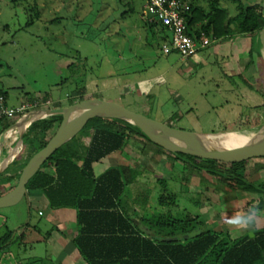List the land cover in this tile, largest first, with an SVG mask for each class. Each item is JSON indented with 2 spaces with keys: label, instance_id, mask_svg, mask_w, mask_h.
Instances as JSON below:
<instances>
[{
  "label": "rangeland",
  "instance_id": "obj_1",
  "mask_svg": "<svg viewBox=\"0 0 264 264\" xmlns=\"http://www.w3.org/2000/svg\"><path fill=\"white\" fill-rule=\"evenodd\" d=\"M38 1L0 0V80L6 78L11 79L13 84H21L24 93L46 91L51 101L44 97L42 100L36 98L41 101L42 107L65 106L85 98H103L185 130H233L222 135L224 138L256 137L260 132L264 122L262 106L252 103L245 105L243 98L235 95L231 81L222 79L215 55L210 54L217 49L216 43L198 52L199 61L193 58L181 60L175 52L163 54L161 46L166 40L162 37L161 26L157 24V29L148 26L150 15L143 9V0H132V11L123 17L120 12L126 9L124 3L118 0H92V9L89 5L87 7L88 16L83 18L82 24L73 21L76 25L70 20L67 24L66 21H55L45 25L36 17ZM212 1L204 0V6L209 9ZM192 2L200 5L202 0ZM239 2L244 5L259 4L264 14V0ZM219 3L227 8L229 14H235L236 3L233 0H219ZM78 17L82 18L83 15ZM67 25L69 28L63 33L62 40H66L68 51H77L83 59L80 65L67 72L69 75L55 71L59 52L66 50L61 47V32L56 37L55 31ZM79 56L75 57V61ZM80 72L84 74L78 76ZM69 76L85 77L86 82L90 78L94 80L88 82L83 91L71 93L69 84H61L60 81L62 77ZM139 78H142L139 81L150 83L140 88ZM147 91L148 94H145ZM175 165L181 167L177 160ZM198 166L207 170L204 165ZM226 169V164L216 166L219 172ZM174 174L173 179L163 185V188L175 194L167 192L175 199L170 204L158 203L160 194L153 191V186L159 188V181L151 174L143 175L139 178V184L130 186L135 194H139L136 201L139 203L136 205L139 213L153 222L159 218L173 221L187 215L193 216L176 200L184 186L178 178L181 172L175 170ZM206 178L213 185L212 177L206 175ZM142 196H146V199ZM225 200L226 196L222 202ZM23 207L24 202L14 208H0V236L8 229L13 233L15 227L11 222V213L19 210L22 216ZM226 216H233V211ZM28 218L30 223L36 219L46 223L45 216H38L35 208H30L23 220L26 222Z\"/></svg>",
  "mask_w": 264,
  "mask_h": 264
},
{
  "label": "trees",
  "instance_id": "obj_2",
  "mask_svg": "<svg viewBox=\"0 0 264 264\" xmlns=\"http://www.w3.org/2000/svg\"><path fill=\"white\" fill-rule=\"evenodd\" d=\"M118 2L126 5L120 16L132 11V0ZM233 2L236 3L237 11L233 17H229L228 10L220 5L219 0H213L209 9L193 6L190 17L186 19L189 33L199 38L200 32H203L212 39H219L229 35L232 24L239 33L247 35L264 27V14L259 4L244 5L239 0ZM148 26L157 29L155 22H150ZM160 31L166 32L162 26ZM82 60L79 56L69 65V69L73 70ZM80 74L84 73L80 72L78 76ZM78 76L73 80L77 83V90L83 91L86 79ZM59 122L60 118L53 117L35 123L34 129L37 131L28 139L35 152L46 144ZM86 129H90V141L83 152L64 151L66 143L43 163L28 181L27 188L42 190L53 208L71 207L76 210L77 230L73 244L87 264H264V227L253 237L243 235L233 238L228 232L207 226L204 220L196 216L187 215L173 221L159 218L154 222L142 217L136 206L139 204L136 203L139 194H135L130 188L135 182V176L128 174L127 168L123 166L108 167L95 175L93 164L121 150L132 136L141 138L144 143H149L158 150L166 151L122 121L94 118L87 122L78 135ZM77 136L71 141H75L79 137ZM254 138L255 136L233 137L248 142ZM75 153L79 157L77 160L73 158ZM174 155L185 157L195 165H204L221 183L231 186L235 183L249 189L245 183L246 171L253 159L223 163L184 154ZM255 159L264 161V158ZM217 164H226L225 172L216 170ZM159 183L164 185V181ZM142 197L146 199V196ZM171 197L165 191L158 197V203L170 204L175 200ZM263 210L264 203L260 202L256 211L260 214ZM143 227L156 236L149 237ZM197 229L203 231L184 241L160 240L161 237ZM10 238V231L0 236V248Z\"/></svg>",
  "mask_w": 264,
  "mask_h": 264
},
{
  "label": "crops",
  "instance_id": "obj_3",
  "mask_svg": "<svg viewBox=\"0 0 264 264\" xmlns=\"http://www.w3.org/2000/svg\"><path fill=\"white\" fill-rule=\"evenodd\" d=\"M80 1L84 2L80 4ZM192 4L207 9L204 6V0L200 5L193 2ZM88 5L92 9V0H39L37 6H35V9H37L36 17L45 25L55 21H66L67 24L68 20L72 23L75 21L82 24L83 18L88 16ZM78 15H83V17L80 18ZM228 15L229 17L234 16L229 14V11ZM68 28L67 25L55 31L57 33L56 37L61 32V47L66 49L59 52L56 59L57 69L55 71L58 74L66 72L69 75L67 73L70 70L69 65L75 62V57L78 56L77 51H68L66 40H62L64 38L63 33ZM230 28L229 35L219 39H211L210 44L203 49L208 48L212 43L217 44V49L210 54L215 55L217 60L215 63L218 65L222 79L231 81L235 95L242 97L245 105L250 106L251 103L261 105V114L264 115V90L262 89V86H264V63L260 59L256 63L253 62L250 35L239 33L233 24ZM167 36L166 32L162 33L164 40H167ZM203 49L198 50L186 59H180L193 58L199 61L198 52ZM205 62L208 61L205 60ZM73 79L69 76L62 77L60 80L62 81L61 84H69L71 93L77 90V83ZM140 79L142 78H139L138 81ZM10 80L6 78L0 80V95L4 96L7 105L14 106L20 102L31 101L36 98L42 100L43 97L51 101L47 97L46 91L33 90L31 93H24L21 84L16 82L13 84ZM91 80H94V78H90L88 82ZM257 89L261 92H258ZM20 116L11 120L0 119V135L4 131L12 133L5 138L0 153L1 156L5 155L16 142V134L13 133L10 126ZM36 122L25 129L21 151L6 171L0 175V195L15 186L21 168L35 153L34 147L29 145L28 139L37 131L34 129ZM89 134L90 129H86L75 141L68 142L69 144L64 146L63 150L72 153L74 151L76 153L83 152V148L89 144ZM76 153L73 158L77 160L79 157H76ZM2 158H0V161ZM175 160L181 163V167L175 165ZM11 166L13 167L10 169ZM117 166L126 167L127 173L135 176L134 185H136L135 183L139 184V178L146 174L153 175L157 182L164 181L165 184L168 180L173 179L175 170H178L181 172L178 178L181 185L184 186V190H179L180 195L177 196L179 199L176 198L180 201L179 204L186 210H190L193 216L204 220L206 224L211 225L218 231L230 233L233 238L243 235L253 237L257 231L264 227V210L260 214L256 211L257 205L260 202L264 203L263 160L253 159L247 168L245 183L249 186V189L235 183L231 186L221 183L216 176L195 165L187 158L158 150L154 146L144 143L141 138L132 136L121 150L94 163L93 171L95 175H98L108 167ZM206 175L212 177L213 185L209 183ZM153 191L160 195L165 191L174 194L173 191L163 188L160 183L159 188L153 186ZM224 196H226V200L222 202ZM21 202H24L23 215L21 216L19 210L11 213V222L15 229L13 233L11 229H8L11 231V238L8 243L0 248V264H87L73 244V238L77 230V213L74 208H53L42 190L29 188H27L26 196H23L16 204L5 208H14ZM30 208H35L38 216L42 218L45 216L46 223H42L38 219L30 223V218L25 222L23 218H25ZM231 210L233 216L227 217L226 214ZM141 216L145 217L144 214H141ZM19 218H22V220H19Z\"/></svg>",
  "mask_w": 264,
  "mask_h": 264
},
{
  "label": "water",
  "instance_id": "obj_4",
  "mask_svg": "<svg viewBox=\"0 0 264 264\" xmlns=\"http://www.w3.org/2000/svg\"><path fill=\"white\" fill-rule=\"evenodd\" d=\"M250 37L252 39L251 56L253 62L256 63L260 59L264 63V27L251 33ZM39 114L46 116L47 119L58 117L60 122L46 144L28 159L19 173L15 186L0 195V208L12 206L23 196H26L28 181L40 170L43 163L56 150L75 138L87 122L94 118L122 121L137 129L153 144L173 154L190 155L223 163L264 158V122L261 125L260 132L252 141L243 144H228L223 140L222 135L233 130L220 132L185 130L132 111L112 100L92 97L75 101L65 106L40 107L22 114L10 126L13 133L16 134V142L0 161V175L6 171L18 156L23 147L25 129L33 122L39 121V119H35ZM10 134L12 133L4 131L0 135V153L5 138ZM134 221L140 225L139 221L136 219ZM144 230L149 237L156 236L154 232L149 231L147 228H144ZM202 231V229H197L180 235L161 237L160 240L184 241L200 234Z\"/></svg>",
  "mask_w": 264,
  "mask_h": 264
},
{
  "label": "built area",
  "instance_id": "obj_5",
  "mask_svg": "<svg viewBox=\"0 0 264 264\" xmlns=\"http://www.w3.org/2000/svg\"><path fill=\"white\" fill-rule=\"evenodd\" d=\"M143 3V9L150 15L149 22L159 24L167 32V40L161 46L163 54L175 52L180 58L186 59L210 44L212 38L203 32H200L199 38H196L188 31L186 19L192 12V0H143ZM149 83V81H138V86L141 88ZM145 94H148V91ZM40 107L42 103L39 99L9 106L4 96L0 95V119L11 120Z\"/></svg>",
  "mask_w": 264,
  "mask_h": 264
},
{
  "label": "bare ground",
  "instance_id": "obj_6",
  "mask_svg": "<svg viewBox=\"0 0 264 264\" xmlns=\"http://www.w3.org/2000/svg\"><path fill=\"white\" fill-rule=\"evenodd\" d=\"M35 119L44 120V119H47V118H46V116L39 114V115H37L35 117ZM222 138L228 144H243V143H247L248 142V141H242V140L233 139V138H224V137H222Z\"/></svg>",
  "mask_w": 264,
  "mask_h": 264
}]
</instances>
